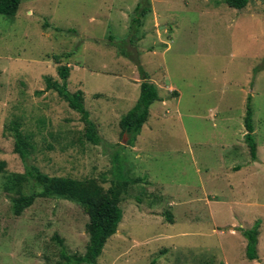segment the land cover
<instances>
[{
	"label": "rangeland",
	"instance_id": "rangeland-1",
	"mask_svg": "<svg viewBox=\"0 0 264 264\" xmlns=\"http://www.w3.org/2000/svg\"><path fill=\"white\" fill-rule=\"evenodd\" d=\"M148 1L134 34L145 0H23L15 16L0 14V264H62V252L84 255L89 242V216L71 201L36 198L14 216L12 199L40 189L17 179L27 165L14 152L13 121L33 145L28 164L45 175L106 190L115 170L140 180L97 264H264V2L237 10L225 0ZM124 52L161 96L133 146L119 122L141 81ZM63 66L100 145L45 91L46 78L62 83ZM249 98L257 161L245 140ZM258 220L259 259L249 261L243 231Z\"/></svg>",
	"mask_w": 264,
	"mask_h": 264
},
{
	"label": "trees",
	"instance_id": "trees-1",
	"mask_svg": "<svg viewBox=\"0 0 264 264\" xmlns=\"http://www.w3.org/2000/svg\"><path fill=\"white\" fill-rule=\"evenodd\" d=\"M23 0H0V14L13 17L20 8ZM264 2V0H263ZM225 3L233 9L242 10L247 7L249 0H225ZM145 4H148L147 6ZM145 4L140 3L135 9V18L131 25V34L134 29L141 25V20L151 11L150 3L145 0ZM135 41L136 37H132L131 41ZM127 58L131 57L140 72V97L136 105L122 116L119 126L121 135L128 138L127 145L133 146L137 136L141 133L143 126L147 123L150 115L151 106L160 101L157 86L150 81L149 75L141 69L138 60H134V56L129 52L123 53ZM70 56V55H68ZM57 60V59H56ZM59 63V62H57ZM58 75L62 83L46 78V90L54 91L62 98L69 107L81 115V119L85 123V137L93 145H100V137L97 133L95 124L90 120L89 112L85 108V97L83 91L70 92L68 89V79L70 77V69L63 66L58 69ZM39 94V93H38ZM246 130L245 140L249 148L250 156L253 161H257V144L254 138L253 110L251 107V98L248 99V107L244 120ZM11 132L14 138V152L18 154L22 161L27 165L23 175L17 177L19 182H26L30 179L40 191L31 195H21L12 199V212L14 216L20 217L23 212L31 207L36 198L57 197L60 199L71 201L79 205L89 216V223L86 226L89 235V242L84 255H67L62 252L64 262L62 264H97V260L103 253V249L108 240L117 233L119 224L123 219V210L121 203L124 194L127 193L130 185L140 182L139 179H118V170H115V179L111 186L106 190L96 180L79 181L67 177H50L42 173V171L28 164L33 145L29 136H25L21 131L19 122L11 123ZM116 162V157L114 158ZM2 171L0 165V172ZM20 179V180H19ZM261 221L258 220L254 226L246 231L243 235L247 240L246 258L249 261L259 259L258 255V237L260 235ZM60 244L63 241L55 238Z\"/></svg>",
	"mask_w": 264,
	"mask_h": 264
},
{
	"label": "crops",
	"instance_id": "crops-1",
	"mask_svg": "<svg viewBox=\"0 0 264 264\" xmlns=\"http://www.w3.org/2000/svg\"><path fill=\"white\" fill-rule=\"evenodd\" d=\"M153 82H154V81H153ZM154 84L156 85V83H154ZM157 88H158V87H157ZM170 89H175V88L171 86ZM158 92H159V91H158ZM159 96H160V95H159ZM160 98H161V96H160Z\"/></svg>",
	"mask_w": 264,
	"mask_h": 264
}]
</instances>
